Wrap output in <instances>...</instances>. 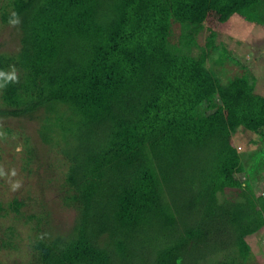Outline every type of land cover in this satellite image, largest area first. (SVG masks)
Masks as SVG:
<instances>
[{
  "label": "rangeland",
  "instance_id": "obj_1",
  "mask_svg": "<svg viewBox=\"0 0 264 264\" xmlns=\"http://www.w3.org/2000/svg\"><path fill=\"white\" fill-rule=\"evenodd\" d=\"M133 2L136 0H89L88 22L85 25L87 35L107 32L114 22L128 15V6ZM209 2L204 0L206 8L199 12L198 21L186 24L188 30L185 34L190 35L195 42L191 45V54L196 57L205 56V67L212 72L220 86H225L238 77L247 85H251V96L240 92L239 81H234L228 87L230 93L217 86L218 96L213 102L221 106V101L225 98L230 103L220 108L219 112H214L216 109L209 107L211 101L205 99L208 88H205V82L199 74L198 62L191 60V65H187L183 61L178 69L172 63H159L156 59L161 57L159 55L140 62L139 67L130 64L131 69L122 74L124 83L115 85L101 95L103 109L112 111L111 113L119 111L117 119H121L125 124L128 122L134 141L146 144L152 168H155L160 181L158 185H153L156 193V198L151 201L153 212L146 211L145 206L147 213L141 214L144 217H134V222L140 223L138 226L132 224V220L126 215V221H119L118 226L113 229L112 241L118 240L122 228L143 230L145 245L140 247L134 260L130 259V264H148L147 260H151L152 264H185L184 253L192 242L180 240L181 228L193 231L196 241L216 247L217 250L201 261V264H236L237 260L243 262L242 264H264L259 257L252 256L256 254L258 245L264 242L259 237V243L254 242L253 247H250L252 250L247 244L241 254L236 252V245L241 243L243 238L239 235L238 226L257 231L256 233H264V174H258L254 169L257 165L255 156L261 154L258 152L260 149H264V130L249 124L251 122L248 118L249 113L253 114L254 111L261 109V112H264L262 106L250 108V104L260 103L261 98H264V7L260 11V19L249 21L233 14L229 9H210ZM173 15L179 19L181 13ZM171 29L169 42L174 46L177 44L180 29L174 23ZM79 36L83 34L72 37L61 35L52 46L60 45L61 48L64 41L70 39L76 42ZM87 37L83 36L81 39L86 40ZM113 37L114 35H109L108 40ZM2 38L7 39L4 34L0 35V40ZM175 47L178 48V45ZM5 50L9 51L8 48H0V51ZM8 53H11V50ZM68 55L70 60L65 58L63 63L69 65L66 67L69 72L76 74L82 71V60L87 57V53L75 51ZM47 62L45 74L49 79L46 82L43 78L39 79L46 83H43L45 86L51 77L59 78L57 75L63 73L55 66L54 60L47 59ZM187 70L191 78L185 83L182 91L177 95L179 88L172 86L166 95H182V98L191 100V105L197 111L206 112V115L211 113L213 119L209 121V130L200 128L193 131L176 123L163 121L145 127L147 110L143 103H151L147 96L149 92L152 90L151 94L155 95V90L165 89L170 83L174 85L179 74ZM164 79L167 82H164ZM195 85L203 91H198ZM49 86L51 87V84ZM65 93L70 95V90ZM176 97L170 101H175ZM4 98L3 90L0 89V99ZM239 121L244 125L238 126ZM30 129L23 125V119L0 118V171L4 173L0 176V264H46L40 259L41 249L34 250L32 244L38 237L44 241V236L49 237L52 228L58 231L59 237L64 238L58 240H67L64 234L76 219L75 212L65 207L61 201L64 194H72V189L63 183L67 177L66 161L61 153L63 145H56L55 142L43 145L36 141L34 132ZM97 145L98 153H107L108 150L116 152L115 149L102 147L99 143ZM32 153L37 160L30 157ZM213 153L218 155L214 157ZM110 155L114 156L113 152ZM236 158H239L243 167L239 172H236ZM97 159L98 157L94 156L89 165L98 166L95 164ZM132 162L136 164L135 161ZM214 164L223 166L226 171L222 177L207 182L204 176ZM13 171L16 173L14 176L11 175ZM85 173L89 175L88 182L96 179L91 172ZM75 175L74 173V177L77 176ZM244 178H248L253 184L256 199L250 203L252 205L240 207L234 202L239 191L228 187L241 183ZM17 183L19 187L13 190L12 186ZM132 184L134 188L131 187V194L136 198L143 197L138 193L140 190L145 193L146 190L141 189L145 187L135 181ZM217 190V197L209 200L210 193ZM259 200L263 202L262 206L257 203ZM241 210L250 211L248 220L241 221L238 225L231 224V215ZM255 211L257 215L254 214ZM162 213L163 216L166 215L163 235H155L152 230L163 223ZM47 220L51 223V228L49 224L46 226ZM97 230L81 234L80 246L77 247L74 245L75 241L63 247L51 246L50 243L47 245L52 255L61 261L60 264H86V261H78L73 255L76 251L80 252L78 247L87 250L94 245L103 247L107 243L104 241L107 233L103 228ZM252 236L257 239L256 234ZM202 247L192 248L189 254H197ZM160 250L164 252V257L158 261L155 257ZM94 260L97 261L96 258H91L90 264H95ZM128 263L118 255H111L102 264Z\"/></svg>",
  "mask_w": 264,
  "mask_h": 264
},
{
  "label": "trees",
  "instance_id": "obj_2",
  "mask_svg": "<svg viewBox=\"0 0 264 264\" xmlns=\"http://www.w3.org/2000/svg\"><path fill=\"white\" fill-rule=\"evenodd\" d=\"M3 1H0V35L4 34L7 39L0 40V48H8L11 53L7 50L0 51V71L9 72L14 68L15 72L17 71L18 82H9L2 88L5 98L0 99V118L23 119V125L31 128L30 131L34 132L37 142L43 145H50L51 142L63 145L61 153L67 166V177L63 183L72 189V194H64L61 201L76 215L75 222L64 234L67 240H58V238H64L59 237L58 231L52 228L49 237L44 236V241L40 237L36 238L37 241H34L32 247L34 250L41 249L40 259H43L46 264H60L61 261L52 255L47 244L63 247L75 241L74 245L77 247L80 246L81 234L103 228L107 233L104 238L107 243L103 247L94 245L87 250L78 247L80 252L76 251L73 256L78 258V261H86V264L91 263V258L97 259L93 263L102 264L111 255H118L125 263H128L130 259H135L140 247L145 245L146 237L143 236V230L142 228L138 231L122 228L118 240L112 241L113 229L118 226L119 221H126L127 217L132 220V224L138 226L140 223L134 222V217H144L141 214L146 211L153 212L151 201L156 198L153 185L154 183L158 185L160 181L155 168H152L148 147L145 143L134 141L128 122L125 124L121 119H117L119 111L111 113L112 111L103 109L102 93H106L117 84L124 83L122 74L127 69H131L130 64L139 67L140 62L153 58L155 55L161 56L156 59L162 65L172 63L178 69L183 61L187 65H191L189 63L191 60L197 61V66H200L199 74L205 82V88H208L205 99L211 101L209 107L216 109L214 112H219L220 108L230 103L225 98L222 99L221 106L213 102V99L218 96L217 86L221 87H218L219 89L227 90L226 93H230L228 87L234 81H239L241 82L240 92L249 96H251L252 87L238 77L227 85L220 86L212 72L205 67V56L196 57L191 54V45L195 42L190 35L186 36L185 32L188 30L186 24L199 20V12L206 8L204 0H136L129 4L128 15L114 22L107 32L89 35H87L88 30L85 29L88 22L89 0ZM208 4L211 5L210 9L215 11L229 9L243 19L256 21L261 18L260 11L264 7V0H210ZM13 12L20 19V24L17 26L8 23ZM173 13H181L180 18L178 19ZM171 23L177 24L180 29L177 44L174 46L169 42L172 33ZM77 34L88 37L83 40L81 39L83 36H79L76 42L70 39L64 41L61 48H59L60 45L52 46V43L56 42L61 35L72 37ZM109 35L114 37L108 40ZM175 45H178V48ZM75 51L87 53V57L82 60L83 70L71 74L66 68L69 65L63 62L69 56L68 54ZM47 59L54 60L55 66L59 67L63 73L57 75L59 78L51 77L47 82L48 85L45 86V82L49 79L45 74ZM42 78L45 82L39 80ZM190 78L189 70L184 71L179 74L174 85L170 83V86L165 89L155 90V95L151 94L152 90L149 92L151 95L146 94L151 103H143L147 110L145 127L148 124L157 125L159 121H163L164 123L173 122L193 131H198L200 128L209 130V121L213 119L211 113L206 115V112L197 111L191 105V100L182 98V95L176 97ZM163 81L167 82L165 79ZM172 86L179 89L176 92L177 95L169 97L166 93L172 89ZM195 88L203 91L199 86L195 85ZM67 90H70L68 96L65 93ZM154 96L156 98H153ZM173 97H176L175 101H170ZM261 106L264 109V98H261L260 103L250 104V108L255 107V109ZM248 118L251 122L249 124L264 130V112L262 113L261 109L254 111L253 114L249 113ZM240 124L244 125L242 121H239L238 126ZM262 133L264 136V131ZM98 143L102 147L115 149L116 152L108 150L107 153H98ZM111 152L114 155L112 157H110ZM258 152L261 154L255 156L257 165L254 169L258 174H264V149ZM217 155L218 153L212 154L214 157ZM94 156L98 157L95 162L98 166L89 165ZM30 157L34 160L38 159L34 153ZM236 162V172H239L243 167L239 158H236ZM85 171L94 174L96 179L88 182L89 175ZM225 171L223 166L214 164L204 178L210 182L219 176L222 177ZM134 181L145 187L141 188L146 190L145 193H142V190L138 193L143 197L136 198L131 194ZM228 188L239 191L237 200L234 202L240 207L256 199L253 184L248 181V178ZM217 195L218 190L210 193L208 198L212 200ZM260 202L257 203L262 206L263 202ZM1 210L0 208V212ZM254 214L257 215V212L255 211ZM249 215L250 211L241 210L231 215L230 222L238 225L241 221H247ZM161 220L163 225L160 223L152 230L155 235L159 233L163 235L166 222V215L163 216V213ZM46 224L52 227L49 220ZM179 231L182 233L180 240L192 242L184 253L185 264H201V261L217 250L215 246L196 241L195 233L190 229L181 228ZM238 232L243 237L241 243L236 245L238 254H241V250L247 244L251 249L254 242L259 243L260 238L264 240L263 232V234L256 233L257 231H251L242 226H238ZM252 234H256L257 239ZM196 246L200 248L203 246L201 249L203 253L200 251L197 254H189ZM258 247L256 254L252 256L259 257L264 262V242ZM162 257L164 252L160 250L155 258L158 260ZM146 263L152 264L151 260H147ZM240 263L243 262L237 260L236 264Z\"/></svg>",
  "mask_w": 264,
  "mask_h": 264
},
{
  "label": "clouds",
  "instance_id": "obj_3",
  "mask_svg": "<svg viewBox=\"0 0 264 264\" xmlns=\"http://www.w3.org/2000/svg\"><path fill=\"white\" fill-rule=\"evenodd\" d=\"M8 23L12 26H17L20 24V19L18 17V15L13 12L11 15V18L9 19ZM0 81H2V83H0V89L4 88L7 86V84L9 82H18V78L15 72V69L13 68L11 71L9 72H5V71H0ZM4 173L2 171H0V176H2ZM15 171H13L11 173V175H15ZM13 190H15L16 188L19 187V184H14L13 186Z\"/></svg>",
  "mask_w": 264,
  "mask_h": 264
}]
</instances>
